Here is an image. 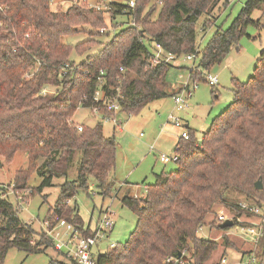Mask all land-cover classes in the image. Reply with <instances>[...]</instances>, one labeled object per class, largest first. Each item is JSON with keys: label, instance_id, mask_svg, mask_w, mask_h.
Segmentation results:
<instances>
[{"label": "trees", "instance_id": "16d2710c", "mask_svg": "<svg viewBox=\"0 0 264 264\" xmlns=\"http://www.w3.org/2000/svg\"><path fill=\"white\" fill-rule=\"evenodd\" d=\"M157 1L145 13L137 0L133 15L140 29L126 24L98 55L76 64L70 59L73 48L67 37L85 28L104 35L106 17L122 15L126 5L111 2L109 10L78 5L56 11L51 0H0V155L9 163L18 152L27 154L28 169L15 175L14 187L22 193L30 187L28 179L34 173L42 179L38 193L53 186L54 178H64L56 204L50 208L51 220L55 216L65 219L84 236L92 234L91 224L84 222L77 205L68 202L89 192L92 182L101 195L108 196L114 186L110 175L118 146L114 136L104 135L102 124L83 126L79 132L70 121L78 107L96 105L101 115H108L103 100H94L104 81L103 99L117 97L120 89V113L138 114L170 93L166 80L170 66L162 63L148 68L150 48L155 44L176 58L200 55V64L191 75L198 83L207 82L204 72L221 64L243 36L250 37V25L264 30L262 18H252L255 10L264 17V0H247L226 29L216 25V12L230 0H160L161 6ZM203 15L207 18L202 30L215 27V31L200 51L197 22ZM93 44V40L85 41L78 51ZM37 61L42 63L40 70L25 77ZM65 63L79 68L60 78L58 69ZM45 86L60 90L40 95ZM231 90L232 101L213 120L201 142L193 132L190 140L180 139L175 148L176 170L157 174L142 198L128 193L121 197L138 224L125 245L118 243L98 253L96 264H177L167 262L169 257L207 264L219 244L200 237L199 228L215 213L214 206L228 204V193L244 196L249 204L264 203V188L255 187L258 180L264 186V51L253 75L245 82L232 78ZM74 167L75 178L70 180ZM239 204H231L235 225L236 217L250 216ZM212 224L221 229L217 220ZM37 236L42 242L36 241ZM50 247H54L52 238L25 223L11 202L0 197V264L11 248L31 254ZM255 258L253 264H264V236Z\"/></svg>", "mask_w": 264, "mask_h": 264}, {"label": "rangeland", "instance_id": "374dc122", "mask_svg": "<svg viewBox=\"0 0 264 264\" xmlns=\"http://www.w3.org/2000/svg\"><path fill=\"white\" fill-rule=\"evenodd\" d=\"M102 0H53L51 3L52 10L67 9L72 6L80 5L81 8H86L87 4H98L102 7L108 6L109 2H117L118 4L126 5L128 0H106L107 3H102ZM140 0L139 8H142L145 13H148L151 6L154 5L156 0ZM247 0H233V4L224 9L228 5L223 4L217 12L216 17L218 24L226 29L230 26L232 21L239 15ZM222 5V4H221ZM158 11L154 12L152 18H156ZM264 17L260 10L253 12L252 18L258 19ZM207 16L203 15L197 22L198 38L197 44L199 50L202 51L210 41L215 27L206 31L202 30V26L206 21ZM127 23V17L123 15L116 16L115 19L106 17L105 26L102 28L105 30L104 35L92 34L95 31L90 28H85V31L77 32L69 37L66 41L72 46V52L70 59L76 64H82L91 57L98 55L103 48L110 43L114 36L125 29ZM114 26V28H112ZM98 31V30H97ZM100 31V30H99ZM248 36H243L236 47L232 48V51L227 58L218 65L212 67L205 74H211L218 76L219 85L216 87L217 93H212V87L206 81H200L198 88L196 89L194 96L191 100L195 101L193 111L190 117L189 127L195 130L197 138L201 137L203 131L210 128L211 122L220 113L226 109L229 103L233 99L232 93V78L236 77L240 80L246 81L248 77L254 73L255 67L258 63V59L262 50H264V30L258 31V29L250 25L247 28ZM259 36V37H258ZM93 40L94 44L84 52L78 51V45ZM154 52V49L151 48ZM165 62L170 66L167 73L168 89L178 93L183 87V83L188 81L190 76L189 69L194 65L200 64L201 56H197L195 60H188L187 55L176 58L175 56L165 52L163 56ZM133 76V75H130ZM192 76V75H191ZM193 78V77H192ZM173 87L172 85H175ZM190 100V103H191ZM162 106L161 110L159 106ZM185 112H178L175 110V104L173 98L167 97L161 100H157L150 103L143 108L138 114H124L119 113L118 119L122 120V124L116 126L112 121L103 119V116L95 114L90 108L80 107L73 116L76 123H80L83 126L94 128L97 124L103 125V132L106 137H115L117 142V161L116 167L110 175V179H116L111 192L106 195H101L94 183H91L89 192H81L74 199L68 202L69 206L77 205L79 208L80 216L84 222L88 225H93L99 216L101 210H106L107 207L114 212V228L110 236V240L100 245L96 254L102 252L108 248L110 242L120 243L125 245L129 240L130 235L135 231L138 224V218L136 214L127 206L122 204L121 197L126 193V186L123 185L125 180L132 183V193L140 196L141 198L146 195V185L155 181V175L161 172H170L176 170L178 165L176 162H170L163 164L160 162L161 153L167 155H174V148H165L170 135H166L170 130L169 127L177 129L180 136V129L174 126L171 120L172 114L181 118L187 116ZM196 115L192 116V115ZM169 126V127H168ZM159 130L164 131V135L156 146L155 143L148 141V138L153 139L154 134ZM168 133H172L171 131ZM173 135V133H172ZM166 138V139H165ZM141 140V141H140ZM142 141L144 143H142ZM41 164V161H40ZM29 160L28 156L24 152H18L13 160L9 163L6 162V158L0 155V182L6 185L15 183V175L18 170L28 169ZM76 168L74 167L70 172L69 179L75 178ZM42 182L38 173H34L32 177L28 179L27 190L23 193L28 194L26 201L21 206L18 205L17 198L14 194H9L7 199L18 210L19 217L31 226L39 233H43L42 225L45 220L51 221V215L49 214L50 208L54 207L59 197L61 186L66 182L64 178H54L53 186L45 187L42 192H36ZM122 182V183H120ZM124 188V189H123ZM118 193V194H117ZM134 195V196H135ZM139 197V198H140ZM228 204H216L214 206V212L207 216L205 225L199 231L200 237L214 240L218 242V248L213 252L211 258L207 264H221L222 257H225V263L223 264H253L252 253L258 250V244H252L246 241L240 232H237L236 226H233L227 230L217 229L212 222H216L220 215H224L226 218L234 216L231 204L244 202L245 197L238 193H228ZM53 216V215H52ZM241 222L249 223V221L261 223L264 226V219L242 215L240 217ZM56 231L61 233V238L66 239L65 230L57 226ZM43 238L37 236L36 241L42 242ZM244 251L245 256L242 257L238 251ZM252 250V251H251ZM72 264L65 255L55 250L54 247H50L40 253H28L18 248H11L5 258L4 264Z\"/></svg>", "mask_w": 264, "mask_h": 264}, {"label": "built area", "instance_id": "2783aa9c", "mask_svg": "<svg viewBox=\"0 0 264 264\" xmlns=\"http://www.w3.org/2000/svg\"><path fill=\"white\" fill-rule=\"evenodd\" d=\"M231 2L233 0H230ZM53 0H51V3ZM102 3H107L108 1L102 0ZM112 2V1H111ZM108 3V6L102 7L98 4H87L88 8H93L96 10H109L110 4ZM158 5H162V1H157ZM137 0H128L125 10L123 11V16L127 17V23L130 26H134L137 29H140V26L137 24L133 12L136 8ZM114 28V26L112 27ZM102 34H106L105 30H101ZM154 52L151 50L150 56H149V66L155 67L159 64L166 63L163 56L165 54V51L162 49V47L158 44H155L153 46ZM197 58V55L190 54L187 55L188 60H195ZM42 66V63L40 61H37L35 65V69L32 72H27L25 74V77H33L35 72H38L40 70V67ZM196 66L194 65L192 68L189 69L190 76L188 78V81L183 83V87L181 88V91L174 94L172 96L174 104H175V110L178 112H184L189 108L190 100L193 98L194 93L196 89L198 88V82H196L192 76L191 72L194 70ZM79 68L77 65L72 66L70 63H65L62 65L58 71H59V77L62 78L64 74L67 72L73 71L74 69ZM121 71H124L123 68H121ZM84 74H88V70H83ZM207 83L214 88L218 84V76L207 74ZM104 81H101L100 88L95 92L94 100L96 102H99L103 100V106L107 109L109 112L108 115H101L99 111V107L94 105L90 109L95 113L103 116V119L112 121L116 126H119V124H122V120L118 119L117 115L121 111V105L119 102L120 89H118L119 94L115 98H105L103 99V91H102V84ZM60 87L58 86H45L41 89L40 95L47 96V95H55L59 92ZM81 107V106H80ZM78 107V108H80ZM78 110V109H77ZM172 123L175 127L180 129V139H183L185 141L191 139V131L189 129L188 124L184 121L183 118L176 116L175 114H172L171 116ZM72 123L77 127L78 131L81 132L83 130L82 125L76 124L73 119H70ZM160 161L163 164H168L170 162H176L178 160V156L175 153L174 155H166L161 154L160 155ZM147 190V189H146ZM9 194H14L17 198L18 205L21 206L24 201H26V198L28 194L22 193L15 189L14 184L6 185L0 182V197L5 199ZM118 194V193H117ZM135 198H139L140 196L135 195ZM240 208L243 210H246L249 212L250 216L255 218H262L264 219V203L263 204H249L247 202H241L239 204ZM114 212L110 210L109 207H107L106 210H103L101 214L99 215V218L96 220L94 227L92 229V234L89 236H84L80 234L79 229L75 227L72 223H69L65 219L59 218L55 216L51 221L45 220L44 224L42 225V229L45 232V234L52 238L54 241V248L55 250L61 252L65 255L71 262H75V264H96V250L97 248L104 244V242L110 240L111 233L114 228ZM231 219L234 221L235 216H231L226 218L224 215H220L219 219H217L218 222L223 223L225 220ZM236 220L238 221V224L236 226L237 232H240L243 236V238L252 243V244H258L259 241L264 236V226L261 223L257 222H241L240 217H236ZM57 226L64 228L66 239L61 238V233L56 231ZM203 227L201 226L199 228V231H201ZM118 243L110 242L108 244V248H114ZM252 260L251 263H253L255 258V253L251 254ZM175 261L177 264H185L186 260H181L180 258H173L169 257L167 259V262ZM223 263H225V259L222 260ZM73 264V263H72ZM188 264H194L192 262H188Z\"/></svg>", "mask_w": 264, "mask_h": 264}, {"label": "crops", "instance_id": "0c3cea01", "mask_svg": "<svg viewBox=\"0 0 264 264\" xmlns=\"http://www.w3.org/2000/svg\"><path fill=\"white\" fill-rule=\"evenodd\" d=\"M233 4V1L232 2H230V4L227 6V7H225L224 9H227L228 7H230L231 5ZM246 4V3H245ZM245 6V5H244ZM218 24V21H217V19H216V25ZM259 37V36H258ZM153 48V47H152ZM262 51H264V50H262ZM253 74H251L249 77H248V79L252 76ZM234 78H236V77H234ZM236 79H238V78H236ZM247 79V80H248ZM239 81H241V82H245V81H243V80H240V79H238ZM246 80V81H247ZM219 85V79H218V84L214 87V88H212L211 89V92L212 93H217L218 91H217V89H216V87ZM173 87H176V84L175 85H172ZM169 96L168 97H170V98H172V96L175 94L174 92L175 91H170L169 90ZM167 98V97H166ZM164 99V98H163ZM161 100V99H160ZM156 102H157V100H156ZM189 108L186 110V112H185V115H190L189 117H187V116H185V117H183V119H184V121L188 124V126L190 125V117H191V113L190 112H192L193 111V107H194V105H195V101L194 100H191V103H189ZM161 108H162V106H161V104H160V106H159V109L161 110ZM221 114V113H220ZM192 116H195L196 117V115H192ZM215 119V118H214ZM213 119V120H214ZM213 120H212V122H213ZM73 121L76 123V121L73 119ZM212 122H211V125H212ZM76 124H78V125H82V124H80V123H76ZM211 125H210V127H211ZM83 126V125H82ZM169 127V126H168ZM170 128V130L168 131V132H172L173 133V135H172V133H168L167 132V134L166 135H170L171 137L168 139V137H167V142L166 143H164L165 145H166V147L165 148H168V147H170V148H176V146H177V144L179 143V141H180V136H179V132H178V130L177 129H173V127H169ZM189 129L191 130V132H193L194 133V135H195V130L194 129H192V128H190L189 127ZM207 129V128H206ZM205 129V131H203L201 134V137L200 138H197L196 137V135H195V137H196V139L199 141V142H201L202 140H203V138H204V134L205 133H207L209 130H210V128H208V130H206ZM164 133V131L163 130H159L158 132H156V134H154L153 136H154V138L153 139H151V138H148V141L149 142H151V143H155L156 144V146L159 144V142H160V140L162 139V136L164 135L163 133ZM166 139V138H165ZM141 141V140H140ZM142 143H144L143 141H142ZM161 154H165V153H161ZM167 155V154H166ZM169 156H171V155H169ZM161 162V161H160ZM166 165V164H165ZM162 173V172H161ZM155 177H156V175H155ZM112 181L115 183V181H116V179L115 178H113L112 179ZM125 183L126 182H128L129 184H126L125 186L127 187L126 188V193L125 194H130L131 195V193H132V183H130L128 180H125L124 181ZM120 183H122V182H120ZM124 184H122L121 186H120V189L122 188V186H123ZM124 189V188H123ZM146 189H147V185H146ZM135 194H133V195H131V196H134ZM103 210H101L100 211V213H99V215L101 214V212H102ZM234 214V213H233ZM252 216H249V220H250V218H251ZM98 218H99V216H98ZM97 218V219H98ZM96 219V220H97ZM249 222H253V221H249ZM93 227H94V225H93ZM212 241H216V239H214V240H212ZM238 251V250H237ZM252 251V250H251ZM239 252V254H241L242 255V257L243 256H245L244 254H245V252L243 251H238ZM223 259H225L226 260V258L225 257H222V259H221V264H223V262H222V260ZM188 262L189 261H186L185 262V264H188Z\"/></svg>", "mask_w": 264, "mask_h": 264}, {"label": "water", "instance_id": "95a60500", "mask_svg": "<svg viewBox=\"0 0 264 264\" xmlns=\"http://www.w3.org/2000/svg\"><path fill=\"white\" fill-rule=\"evenodd\" d=\"M255 187L258 190H262L264 188L263 186V182L261 180H258L255 184ZM234 226V221L231 219H227L225 220L223 223L220 224V228L221 229H228ZM179 257H181V254L179 255Z\"/></svg>", "mask_w": 264, "mask_h": 264}]
</instances>
